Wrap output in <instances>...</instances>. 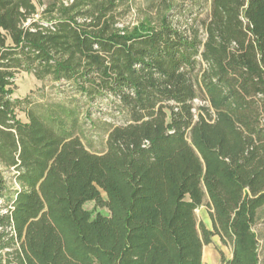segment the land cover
Segmentation results:
<instances>
[{
    "label": "trees",
    "instance_id": "1",
    "mask_svg": "<svg viewBox=\"0 0 264 264\" xmlns=\"http://www.w3.org/2000/svg\"><path fill=\"white\" fill-rule=\"evenodd\" d=\"M116 2L0 0V264H202L214 235L225 264H259L264 0H206L202 40L164 16L120 29ZM20 72L118 102L105 150L74 134V109L22 107Z\"/></svg>",
    "mask_w": 264,
    "mask_h": 264
},
{
    "label": "rangeland",
    "instance_id": "2",
    "mask_svg": "<svg viewBox=\"0 0 264 264\" xmlns=\"http://www.w3.org/2000/svg\"><path fill=\"white\" fill-rule=\"evenodd\" d=\"M47 3L51 0H42ZM69 0H63L68 2ZM39 9H41L39 7ZM191 9V10H190ZM191 13L190 17L188 14ZM208 3L206 0H117L113 11L116 26L132 31L137 28L139 31L145 28H157L162 23L163 16L172 27L191 29L186 36L196 37L202 40L204 33L202 22L206 17ZM15 89L12 97H28L30 103L22 107H33L38 112L55 110L61 112V107L66 110L74 109L76 122L72 128L74 134L78 135L85 147L96 153L105 150V140L108 129L114 123H120L125 115L119 111V104L111 97L98 96L93 101H87L72 82H55L50 79L37 80L31 73L20 72L15 78ZM203 101L196 99L193 105H201ZM196 112V111H194ZM17 117L25 121L26 116L21 109L16 110ZM65 119V118H64ZM7 187L17 188L14 182L13 171L4 172ZM0 201V211L4 212L6 207ZM94 216L96 213H106L107 209L96 206L93 201L84 204ZM198 223H203L211 228L208 210L205 205L195 210ZM252 229L256 233L259 243V264H264V205L255 214ZM232 257L230 243L223 244L217 235L212 237V242L203 246V264H225Z\"/></svg>",
    "mask_w": 264,
    "mask_h": 264
},
{
    "label": "crops",
    "instance_id": "3",
    "mask_svg": "<svg viewBox=\"0 0 264 264\" xmlns=\"http://www.w3.org/2000/svg\"><path fill=\"white\" fill-rule=\"evenodd\" d=\"M202 264H203V262H202Z\"/></svg>",
    "mask_w": 264,
    "mask_h": 264
}]
</instances>
